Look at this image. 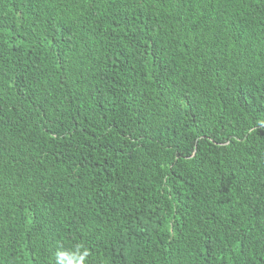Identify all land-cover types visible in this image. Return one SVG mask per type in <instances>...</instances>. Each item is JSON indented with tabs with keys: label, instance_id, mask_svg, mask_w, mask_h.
I'll use <instances>...</instances> for the list:
<instances>
[{
	"label": "trees",
	"instance_id": "obj_1",
	"mask_svg": "<svg viewBox=\"0 0 264 264\" xmlns=\"http://www.w3.org/2000/svg\"><path fill=\"white\" fill-rule=\"evenodd\" d=\"M0 264H264V0H0Z\"/></svg>",
	"mask_w": 264,
	"mask_h": 264
}]
</instances>
